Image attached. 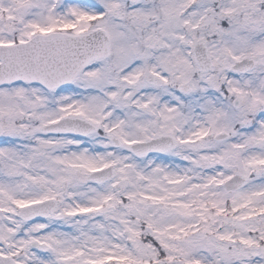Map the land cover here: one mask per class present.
<instances>
[{
	"label": "snow or ice",
	"instance_id": "1",
	"mask_svg": "<svg viewBox=\"0 0 264 264\" xmlns=\"http://www.w3.org/2000/svg\"><path fill=\"white\" fill-rule=\"evenodd\" d=\"M0 264H264V0H0Z\"/></svg>",
	"mask_w": 264,
	"mask_h": 264
}]
</instances>
